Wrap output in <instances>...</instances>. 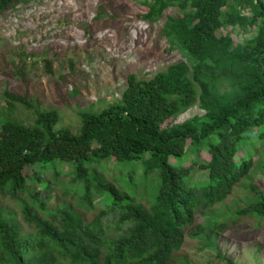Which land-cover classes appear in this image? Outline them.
<instances>
[{
  "label": "trees",
  "instance_id": "trees-1",
  "mask_svg": "<svg viewBox=\"0 0 264 264\" xmlns=\"http://www.w3.org/2000/svg\"><path fill=\"white\" fill-rule=\"evenodd\" d=\"M25 1L0 0V14ZM144 3L149 21L178 8L163 34L188 62L144 78L129 74L118 100L79 112L76 132L55 129L53 113L38 109L33 123L0 122V194L16 200L32 228L23 232L14 212L0 206V264H191L176 253L193 224L190 237L223 256L214 231H223L227 220L211 213L200 221L196 209L224 201L242 179L264 170V148L255 149V160L246 144L250 132L264 142V0ZM228 26L256 29L235 43L230 32H221ZM9 94L28 105L24 96ZM195 104L203 114L175 122ZM202 150L208 158H201ZM110 158L119 175L107 180L96 167ZM61 164L70 166V187L58 177ZM196 170L205 179L194 181ZM59 183L77 207L50 204ZM243 186L264 200L256 185ZM254 207L264 208V201L242 211Z\"/></svg>",
  "mask_w": 264,
  "mask_h": 264
},
{
  "label": "rangeland",
  "instance_id": "rangeland-1",
  "mask_svg": "<svg viewBox=\"0 0 264 264\" xmlns=\"http://www.w3.org/2000/svg\"><path fill=\"white\" fill-rule=\"evenodd\" d=\"M144 1L27 0L0 14V122L9 118L33 123L34 110L38 109L53 113L55 129L76 132L81 125L79 112L101 111L118 100L129 74L144 78L164 70L170 63L188 62L187 54L163 34L167 16L177 15L178 8L170 6L161 18L149 21L143 17L147 11ZM243 12L248 13L246 9ZM237 28L228 26L221 32H230L236 43L250 37L256 29ZM9 93L24 96L28 105L13 100ZM203 112L195 104L175 122ZM249 135L247 147L258 160L259 154L254 151L262 152L264 142L259 137L255 140L252 132ZM191 155L184 160L185 165ZM200 155L203 159L209 157L205 150ZM58 170L59 179L70 187V166L61 164ZM96 170L107 180L119 175L117 162L111 158L102 161ZM198 179H205L201 170L194 171L193 180ZM246 179H242L243 184L252 183L264 194V170L256 169L251 179ZM242 183L224 201L205 210L196 209L200 221L211 213L224 217L218 216L219 222L227 220L223 231H214L223 258L214 249L203 246L202 239L190 237L194 224L185 229L178 257L191 264H264V208L242 211L251 203L260 205L264 200L252 195L253 191ZM50 194V204L66 202L77 207L76 197L60 183L51 188ZM141 201L145 203V198ZM0 206L5 212H14L23 232L32 230L23 221L16 200L0 194ZM92 214L89 210L86 218L90 219Z\"/></svg>",
  "mask_w": 264,
  "mask_h": 264
}]
</instances>
